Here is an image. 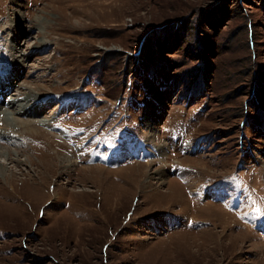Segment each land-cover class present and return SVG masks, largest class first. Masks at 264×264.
Masks as SVG:
<instances>
[{
	"label": "rangeland",
	"instance_id": "1",
	"mask_svg": "<svg viewBox=\"0 0 264 264\" xmlns=\"http://www.w3.org/2000/svg\"><path fill=\"white\" fill-rule=\"evenodd\" d=\"M9 72L0 264H264V0H0Z\"/></svg>",
	"mask_w": 264,
	"mask_h": 264
},
{
	"label": "bare ground",
	"instance_id": "2",
	"mask_svg": "<svg viewBox=\"0 0 264 264\" xmlns=\"http://www.w3.org/2000/svg\"><path fill=\"white\" fill-rule=\"evenodd\" d=\"M16 2H17V0H16ZM14 14H15V18L18 19V21H20V18L22 17L21 12L15 11ZM45 45H47V43L41 44V45H39V47L42 46V48H44V47H46ZM18 47H19V44H17V43H13V45L11 46V53L13 55L12 63L17 69H23L26 66V62H27V59L29 58V54L26 53V51H24L22 49L20 50L19 49L20 47L19 48ZM15 60H17L16 63L18 66L15 65ZM13 76H14V74H12V72H11V74L9 72V74L6 77L4 74L2 76H0V116L3 118V121L5 122L6 126H13V124H15V120L17 121V118H16L17 116H22V117L24 116V117H27L28 120L26 122H22L21 124H23L24 128L27 130L26 132H29V134L33 133V131L28 130L29 127H27L30 124H36L37 123V124H39V127H49V125H50L49 120L37 119V117H39V114H40V108H41L42 102H45L43 99L42 100L40 99L39 95L37 96V95H34L33 93H25L24 95H33L34 97H32V98L25 97L22 99H13L16 97H13L14 95L12 96V94L10 95V89L12 87ZM34 98H35V101L31 105L30 101ZM6 107L9 110H4V108H6ZM52 113H54V112H52ZM2 115H4V116H2ZM30 117H31V119H30ZM38 120H40V121H38ZM14 127H15V125H14ZM21 130H22V128H21ZM121 143H123V142H121ZM122 146H123V144L121 145V147ZM161 147H163V146H161ZM123 149L125 152H130V145H128V146L126 145L125 148H123ZM137 154H138V157H141L143 155V153H137ZM150 154L153 156L155 155L154 152H150ZM157 154L160 155L158 153V151H157ZM139 155H141V156H139ZM162 156H161V158H162ZM164 156H165V154H164Z\"/></svg>",
	"mask_w": 264,
	"mask_h": 264
}]
</instances>
